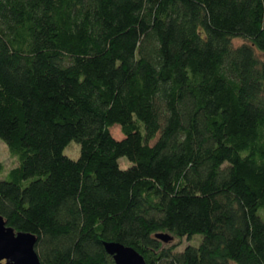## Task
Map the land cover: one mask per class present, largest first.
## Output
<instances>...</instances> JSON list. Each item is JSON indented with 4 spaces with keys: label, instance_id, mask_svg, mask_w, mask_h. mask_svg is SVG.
I'll return each instance as SVG.
<instances>
[{
    "label": "trees",
    "instance_id": "16d2710c",
    "mask_svg": "<svg viewBox=\"0 0 264 264\" xmlns=\"http://www.w3.org/2000/svg\"><path fill=\"white\" fill-rule=\"evenodd\" d=\"M0 138L39 264H264V0H0Z\"/></svg>",
    "mask_w": 264,
    "mask_h": 264
},
{
    "label": "water",
    "instance_id": "95a60500",
    "mask_svg": "<svg viewBox=\"0 0 264 264\" xmlns=\"http://www.w3.org/2000/svg\"><path fill=\"white\" fill-rule=\"evenodd\" d=\"M154 235L163 242L172 238L166 231ZM34 240L33 232L14 230L0 214V264H39ZM102 246L115 264H146L132 246L114 240H103Z\"/></svg>",
    "mask_w": 264,
    "mask_h": 264
},
{
    "label": "rangeland",
    "instance_id": "374dc122",
    "mask_svg": "<svg viewBox=\"0 0 264 264\" xmlns=\"http://www.w3.org/2000/svg\"><path fill=\"white\" fill-rule=\"evenodd\" d=\"M231 41L233 43L240 42L241 38L232 37ZM108 130L110 131L111 135L114 138L120 137L122 135L116 124L109 126ZM62 151L64 154H67L71 158L76 157L78 154L77 153L78 151L77 142H75L73 139L69 140L68 143L63 147ZM15 162H16L15 157L9 154L6 145H4L2 139L0 138V176L4 177L7 172L8 167L11 165H14ZM117 162H119V165L121 167L128 165L127 159L124 156H119L117 159ZM256 211L258 215L260 216V218L264 220V208L258 207ZM200 237H201L200 234L197 232V233H192L188 236L182 235L181 238H179V240L177 238H172L170 241L172 242L178 241V243L175 245V248L181 249V247L184 246L186 243L197 244ZM228 264H237V263L231 260L228 262Z\"/></svg>",
    "mask_w": 264,
    "mask_h": 264
}]
</instances>
